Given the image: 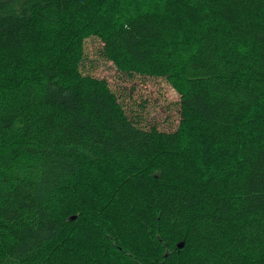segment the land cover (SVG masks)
Masks as SVG:
<instances>
[{
	"label": "trees",
	"instance_id": "trees-1",
	"mask_svg": "<svg viewBox=\"0 0 264 264\" xmlns=\"http://www.w3.org/2000/svg\"><path fill=\"white\" fill-rule=\"evenodd\" d=\"M90 38L173 87L175 131L82 71ZM0 264H264V0H0Z\"/></svg>",
	"mask_w": 264,
	"mask_h": 264
},
{
	"label": "rangeland",
	"instance_id": "rangeland-1",
	"mask_svg": "<svg viewBox=\"0 0 264 264\" xmlns=\"http://www.w3.org/2000/svg\"><path fill=\"white\" fill-rule=\"evenodd\" d=\"M85 50L82 71L108 80L129 117L145 129L155 127L160 131L173 132L178 128L180 96L165 79L139 75L131 77L120 73L103 57L102 44L96 38L86 41Z\"/></svg>",
	"mask_w": 264,
	"mask_h": 264
},
{
	"label": "water",
	"instance_id": "water-1",
	"mask_svg": "<svg viewBox=\"0 0 264 264\" xmlns=\"http://www.w3.org/2000/svg\"><path fill=\"white\" fill-rule=\"evenodd\" d=\"M180 247H182V246H180Z\"/></svg>",
	"mask_w": 264,
	"mask_h": 264
}]
</instances>
